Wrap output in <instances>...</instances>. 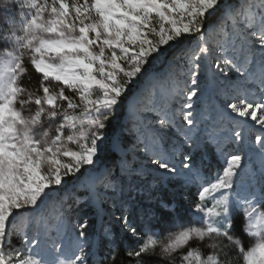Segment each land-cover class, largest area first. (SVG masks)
Returning a JSON list of instances; mask_svg holds the SVG:
<instances>
[{
  "label": "snow or ice",
  "instance_id": "obj_1",
  "mask_svg": "<svg viewBox=\"0 0 264 264\" xmlns=\"http://www.w3.org/2000/svg\"><path fill=\"white\" fill-rule=\"evenodd\" d=\"M259 205L264 0H0V264H264Z\"/></svg>",
  "mask_w": 264,
  "mask_h": 264
},
{
  "label": "rangeland",
  "instance_id": "obj_2",
  "mask_svg": "<svg viewBox=\"0 0 264 264\" xmlns=\"http://www.w3.org/2000/svg\"><path fill=\"white\" fill-rule=\"evenodd\" d=\"M24 114L27 116V115H29L30 114V112L28 111V110H25L24 111ZM70 147H73V148H75V145H70ZM103 159V158H102ZM206 163V165H209L208 167H206L205 168V171H206V174H208L209 175V173H210V175L212 174V172H214L215 170H216V168H217V166L218 165H210V164H208L207 162H205ZM180 203H183L182 201H180ZM184 207H186V205H184ZM259 207V210L260 211H263V209H262V205H259L258 206ZM89 219L92 221V224H93V229L94 230H99V228H100V222L98 221V219H97V217L96 216H94V215H89ZM249 239H250V241L252 242V243H254L255 242V240H254V238H250V237H248ZM124 238L121 236V234L119 233V231L117 230V234H116V242L118 243L119 241H121V240H123Z\"/></svg>",
  "mask_w": 264,
  "mask_h": 264
},
{
  "label": "trees",
  "instance_id": "obj_3",
  "mask_svg": "<svg viewBox=\"0 0 264 264\" xmlns=\"http://www.w3.org/2000/svg\"><path fill=\"white\" fill-rule=\"evenodd\" d=\"M23 83L25 86L29 87L30 89L31 88H35L36 87V84H37V78L36 76L33 74L31 78L29 77H25L24 80H23ZM208 164L210 165H217V161L214 160V159H209L206 161ZM206 172V171H205ZM210 175V173H209ZM262 209L264 211V205H262ZM125 243L124 239L119 241L118 244H120L121 246ZM243 243H244V246L247 248L248 246H250L252 244V242L250 241V239L248 237H243Z\"/></svg>",
  "mask_w": 264,
  "mask_h": 264
}]
</instances>
